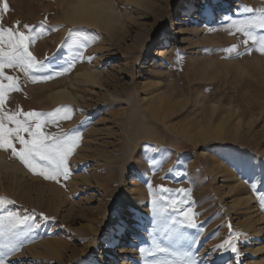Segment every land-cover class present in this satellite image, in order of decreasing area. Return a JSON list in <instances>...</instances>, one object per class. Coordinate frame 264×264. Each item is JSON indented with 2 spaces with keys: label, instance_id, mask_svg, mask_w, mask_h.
Listing matches in <instances>:
<instances>
[{
  "label": "rangeland",
  "instance_id": "374dc122",
  "mask_svg": "<svg viewBox=\"0 0 264 264\" xmlns=\"http://www.w3.org/2000/svg\"><path fill=\"white\" fill-rule=\"evenodd\" d=\"M110 1L117 24L100 27L70 22L72 0H7L10 11H0L5 26L16 21L38 26L47 17L49 30L30 50L38 59L47 57L51 68L36 76L67 66L72 50L58 46L70 28L95 39L86 49V55L95 56L91 62H77L51 80L33 83L6 70L21 82V91L10 94V110L48 112L68 105L71 119L45 131L77 130L82 136L69 159L72 174L61 183L33 175L0 151V197L8 201L0 204V216L17 212L29 216L26 224L33 226L30 232L22 229L25 242L6 261L181 264L190 253L195 264H237L230 250L215 248L229 238L231 223L234 232L244 234L238 241L239 264H264V210L257 200L264 193V54L245 53L242 35L226 31L231 20L256 15L243 13L242 6L259 9L264 0ZM225 15L231 19L224 21ZM232 44L244 54L223 58L220 49ZM161 48L166 54L156 57ZM58 92L72 97L57 102ZM149 155L160 162L155 171ZM148 183L153 191L159 185L190 188L203 231L176 227L168 232L154 223ZM140 196L144 214L137 207ZM133 219L137 226H131ZM129 234L137 243L129 246ZM153 241L169 252L142 257L139 248L151 250Z\"/></svg>",
  "mask_w": 264,
  "mask_h": 264
},
{
  "label": "snow or ice",
  "instance_id": "6c2138e0",
  "mask_svg": "<svg viewBox=\"0 0 264 264\" xmlns=\"http://www.w3.org/2000/svg\"><path fill=\"white\" fill-rule=\"evenodd\" d=\"M0 11L8 13L10 5L7 0H0ZM240 11L243 13H253L256 15L246 17L240 20H231L227 25L226 31L229 35L241 34L240 44H243L244 52L251 53L253 49L260 54H264V34H258L257 30H264V7L253 9L249 6H242ZM224 21L231 18L227 15L223 17ZM47 17L40 21L38 26L23 24L20 21L14 22L10 26H5L0 22V151L10 154L23 165L33 175H39L45 180L61 183V179L67 180L72 172L69 164L70 157L79 146L82 139L77 130H63L59 132L45 131L46 126H55L59 128V122L69 120L72 117L73 109L68 105H61L51 111H24L20 107L10 110L7 105L10 100V94L21 91V82L19 75H9L6 70L10 69L22 73L23 76L35 83L38 81H48L56 76L64 75L70 72L77 62H91L95 56L86 55V49L95 43L91 34L83 33L82 30L70 28L65 40L58 46L70 48L71 54L66 58V67L59 71H53L51 74L36 76L33 73H42L50 70L51 65L45 59H38L30 50L31 46L43 36L48 30L46 24ZM2 21V17H0ZM59 25L52 26L51 30H56ZM251 42V45H250ZM238 44H232L229 47L220 49L225 56L223 58H234L244 53L238 51ZM177 53V60H179ZM146 153L149 146H145ZM152 151H159L152 148ZM151 170L155 171L159 161L153 159L150 155L147 158ZM171 171V169H169ZM260 182H264L261 178ZM252 189H257V184H251ZM151 200V212L154 217V223H159L172 232L176 227H187L190 229H199L203 231L201 225L197 222L200 213L196 212L195 203L190 199L191 189H172L163 185L153 186L148 183ZM179 196L180 199L174 197ZM261 210H264V193L257 196ZM8 201L0 197V204ZM177 217H180L177 219ZM40 218L47 221L50 219L43 213ZM29 216H21L17 212H7L0 216V264H10L6 257L19 251L25 242L22 236L24 227L27 231H32L33 226L26 224ZM171 221V223H169ZM40 227V225H35ZM229 238L215 246L216 250H230L237 257L240 255L238 241L244 235L240 232H234L231 223L228 224ZM167 238V233L165 234ZM156 252L168 253L169 248L163 246L161 242L153 241L151 250L143 247L139 248L142 257L146 254L151 256ZM186 259L181 264H195L191 259L190 253H185ZM144 264H175L171 260H145Z\"/></svg>",
  "mask_w": 264,
  "mask_h": 264
},
{
  "label": "bare ground",
  "instance_id": "6f19581e",
  "mask_svg": "<svg viewBox=\"0 0 264 264\" xmlns=\"http://www.w3.org/2000/svg\"><path fill=\"white\" fill-rule=\"evenodd\" d=\"M63 4V3H62ZM61 4V5H62ZM60 5V6H61ZM111 5V1L110 0H72V2L67 6L69 7L70 6V9H68L70 11V22H80V23H86V24H90V25H93V26H98L100 27L101 25L102 26H106L107 23H111V22H116L117 20L113 18L112 16V13L109 11L110 9V6ZM69 17V16H68ZM67 17V19H68ZM68 21V22H69ZM113 23H111L112 25ZM117 24V22H116ZM177 25V24H176ZM115 26V25H114ZM108 27V26H107ZM106 27V28H107ZM104 28V27H103ZM104 30V29H102ZM107 30V29H106ZM111 31V30H110ZM157 55L156 57H162L163 55L166 54V50L161 48V49H158L157 50ZM93 74V73H92ZM86 77L88 78H92V76L90 74H85ZM97 76V75H96ZM95 77V76H94ZM99 79V78H98ZM96 79H94V82H95ZM99 81V80H98ZM98 84V82L94 83V85ZM65 93H56V96L58 97L57 98V102H63L64 100H69L70 97L72 96H69L65 94V96H63ZM72 99V98H71ZM70 99V100H71ZM9 168V167H8ZM11 169V168H10ZM1 170V169H0ZM14 170V169H12ZM3 171V170H2ZM10 171V170H9ZM16 171V170H14ZM1 172V171H0ZM4 172V171H3ZM7 173V172H6ZM5 173V174H6ZM1 174V173H0ZM3 174V173H2ZM13 174V173H12ZM8 175V173H7ZM5 175V176H7ZM4 176V174H3ZM4 176V177H5ZM10 177V176H9ZM14 177V176H12ZM16 177V176H15ZM2 180V179H1ZM10 180V179H9ZM13 181H15L13 179ZM17 181V180H16ZM11 182V181H10ZM14 183V182H13ZM18 183V181H17ZM9 184V183H8ZM19 187V186H18ZM20 189V188H19ZM43 190V189H42ZM53 190V189H52ZM56 190V189H55ZM32 191V190H31ZM50 191V190H49ZM44 192V190L42 191ZM52 191H50V194H51ZM57 192V191H56ZM41 193V192H40ZM53 193V192H52ZM39 193H37V196H38ZM43 194V193H42ZM57 194V193H56ZM60 193H58L59 195ZM55 195V194H54ZM57 197V196H56ZM143 197V196H142ZM142 197L140 196V198L137 200L138 201V209L139 211L141 210V212L143 211V214H144V209L145 208V203L144 201L142 200ZM58 198V197H57ZM56 198V199H57ZM55 200V199H54ZM142 205V206H141ZM124 206H127V204H124ZM143 209V210H142ZM147 210V209H146ZM148 213V212H147ZM152 214V212H151ZM146 216H149L145 213ZM153 217V216H151ZM148 218V217H147ZM150 219V218H149ZM153 220V219H152ZM131 226H137L138 225V221L136 219H133L131 220ZM153 223V221H152ZM121 229V225L119 223V226L117 228V231L115 232V235H114V239L117 240L118 239V236L117 234L119 233ZM257 234V232L255 233ZM129 246L132 245V244H135L137 243V238L134 237L132 234H129ZM105 245H108V243H106ZM122 250V249H121ZM264 250V245L261 246V251ZM124 251V250H123ZM122 251V252H123Z\"/></svg>",
  "mask_w": 264,
  "mask_h": 264
}]
</instances>
